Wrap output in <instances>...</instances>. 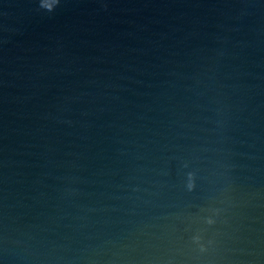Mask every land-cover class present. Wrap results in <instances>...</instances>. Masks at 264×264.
Segmentation results:
<instances>
[{"label":"water","instance_id":"water-1","mask_svg":"<svg viewBox=\"0 0 264 264\" xmlns=\"http://www.w3.org/2000/svg\"><path fill=\"white\" fill-rule=\"evenodd\" d=\"M0 264H264V0H0Z\"/></svg>","mask_w":264,"mask_h":264}]
</instances>
